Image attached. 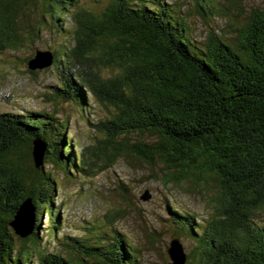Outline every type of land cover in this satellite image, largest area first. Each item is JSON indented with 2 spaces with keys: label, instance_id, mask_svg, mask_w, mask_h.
<instances>
[{
  "label": "trees",
  "instance_id": "obj_1",
  "mask_svg": "<svg viewBox=\"0 0 264 264\" xmlns=\"http://www.w3.org/2000/svg\"><path fill=\"white\" fill-rule=\"evenodd\" d=\"M80 1L0 0V54L20 48L26 36L37 38L47 17L62 30L68 17L70 44L51 50L60 69L54 89L79 109L91 106L89 99L112 109L96 123L86 117L104 136L94 154L106 155L111 166L134 153L163 164L169 183L217 189L204 225L193 228V215L171 210L194 241L184 264H264V225L253 219L264 209V9L250 11L233 41L215 31L197 41L187 15L164 0H111L99 13ZM193 1L203 12L210 9L207 0ZM66 127L67 119L45 110L0 113V264H29L35 252L36 264H139L115 229L108 244L69 237L65 246L85 248L86 260L41 247L43 215L54 230L60 223L53 168L88 173ZM35 142L43 148L38 165ZM27 199L35 218L21 237L9 223Z\"/></svg>",
  "mask_w": 264,
  "mask_h": 264
},
{
  "label": "rangeland",
  "instance_id": "obj_2",
  "mask_svg": "<svg viewBox=\"0 0 264 264\" xmlns=\"http://www.w3.org/2000/svg\"><path fill=\"white\" fill-rule=\"evenodd\" d=\"M110 1L81 0L79 6L99 13ZM207 1L210 9L203 12L193 0H164L187 15L197 41H204L212 31L233 41L238 25L245 22L250 11L264 9V0ZM40 11V4L36 2L35 15ZM62 24L63 30L58 29L56 23L47 17L37 38L31 41L26 36L27 40L20 48H8L0 54V113L45 110L54 112L60 120L67 119L66 135L71 138L75 151L82 152L84 168L88 172L84 175L72 170L66 175L61 169L53 168L59 184L54 204L60 205V223L54 230L53 224L43 215L39 230L41 247L44 246L46 253L86 260L85 248L76 244L78 248L65 246L71 242L69 237H78L92 245L98 242L108 244L112 242L115 229L130 244L139 264L173 263L167 252L170 242L176 239L187 254L194 241L186 235L188 227L181 225L182 219L174 216L171 210L176 208L193 215V228L204 225L214 213L213 198L217 189L212 183L197 185L190 180L169 183L166 179L170 172L163 164H150L136 158L134 153L121 155L111 166H108L106 155L94 154L101 149L98 141L104 136L88 125L86 117L96 123L109 117L112 109L95 99H89L91 106L86 105L83 110L71 102L62 101L54 89V86L59 88L60 69L55 70L51 65L31 72L26 66L35 50H62L64 44H70L71 21L67 17ZM106 71L114 72L111 69ZM87 96L89 98V94ZM135 138L136 135H130L126 140L133 143ZM44 169L52 168L47 165ZM145 191L150 198L142 200ZM253 219L264 225V209L255 212ZM19 243L16 240V244ZM31 260L34 262L29 264H36V252ZM88 261L92 263L93 260Z\"/></svg>",
  "mask_w": 264,
  "mask_h": 264
},
{
  "label": "water",
  "instance_id": "obj_3",
  "mask_svg": "<svg viewBox=\"0 0 264 264\" xmlns=\"http://www.w3.org/2000/svg\"><path fill=\"white\" fill-rule=\"evenodd\" d=\"M53 63L52 51L49 49H37L34 54L27 61V68L29 70H41L50 67ZM43 148L39 142L33 144V158L38 165L41 162ZM150 195L147 191L141 196L142 200H147ZM34 207L31 205L30 199L23 201L14 215L13 220L9 223L14 231L21 237L27 236L33 228L34 224ZM168 255L173 263L170 264H184L185 253L183 252L181 244L173 239L168 247Z\"/></svg>",
  "mask_w": 264,
  "mask_h": 264
}]
</instances>
